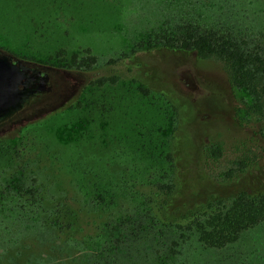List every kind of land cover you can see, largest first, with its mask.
Returning a JSON list of instances; mask_svg holds the SVG:
<instances>
[{
  "label": "rangeland",
  "instance_id": "rangeland-1",
  "mask_svg": "<svg viewBox=\"0 0 264 264\" xmlns=\"http://www.w3.org/2000/svg\"><path fill=\"white\" fill-rule=\"evenodd\" d=\"M184 25L264 67V0H0V48L57 70L0 130V264H264V221L210 247L195 226L153 219L169 154L186 165L250 136L264 159L255 95L220 61L167 47ZM180 117L194 137L174 130Z\"/></svg>",
  "mask_w": 264,
  "mask_h": 264
},
{
  "label": "trees",
  "instance_id": "trees-1",
  "mask_svg": "<svg viewBox=\"0 0 264 264\" xmlns=\"http://www.w3.org/2000/svg\"><path fill=\"white\" fill-rule=\"evenodd\" d=\"M174 34L179 37L170 39L167 47L171 51L193 52L200 59L223 63L229 84L253 93L256 110L264 118V67H260L263 61L259 56L246 54L228 39L214 37L190 25L181 26ZM115 80L113 75L93 82L100 85L104 81ZM176 106L179 114L185 111L182 103L179 104L181 110ZM177 127L174 130L195 136L196 131L183 121V117L178 119ZM224 144H205L203 151L195 148L189 153L186 165L169 154L172 176L169 183L155 184L156 201L152 206L153 219L181 229L195 226L200 240L210 247H223L235 241L243 230L264 221V159L260 155L261 148L250 136L229 145L235 147L234 152H229ZM222 159H228L226 165L229 169L227 173L217 174L214 165L217 167ZM186 167H191V170L193 167L196 173L191 174L190 168ZM211 171L216 174L213 178L208 175ZM203 216L206 221L198 222ZM57 217L65 221L69 218L64 211L58 212Z\"/></svg>",
  "mask_w": 264,
  "mask_h": 264
},
{
  "label": "water",
  "instance_id": "water-1",
  "mask_svg": "<svg viewBox=\"0 0 264 264\" xmlns=\"http://www.w3.org/2000/svg\"><path fill=\"white\" fill-rule=\"evenodd\" d=\"M50 71L0 48V125L52 91Z\"/></svg>",
  "mask_w": 264,
  "mask_h": 264
},
{
  "label": "flooded vegetation",
  "instance_id": "flooded-vegetation-1",
  "mask_svg": "<svg viewBox=\"0 0 264 264\" xmlns=\"http://www.w3.org/2000/svg\"><path fill=\"white\" fill-rule=\"evenodd\" d=\"M183 52V51H182ZM28 61V60H27ZM30 62V61H29ZM31 63H33V62H31ZM54 71H57V70H54ZM13 118V117H12ZM12 118L11 119H9V120H7V121H5V122H3V124L2 125H0V130H3V126L5 125V124H12Z\"/></svg>",
  "mask_w": 264,
  "mask_h": 264
}]
</instances>
